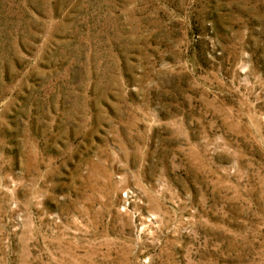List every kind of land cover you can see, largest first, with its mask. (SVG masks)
<instances>
[{"label":"rangeland","instance_id":"374dc122","mask_svg":"<svg viewBox=\"0 0 264 264\" xmlns=\"http://www.w3.org/2000/svg\"><path fill=\"white\" fill-rule=\"evenodd\" d=\"M0 264H264V0H0Z\"/></svg>","mask_w":264,"mask_h":264}]
</instances>
